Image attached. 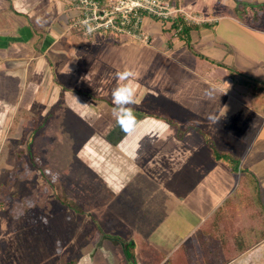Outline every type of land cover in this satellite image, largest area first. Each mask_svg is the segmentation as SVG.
<instances>
[{
    "label": "crops",
    "instance_id": "obj_1",
    "mask_svg": "<svg viewBox=\"0 0 264 264\" xmlns=\"http://www.w3.org/2000/svg\"><path fill=\"white\" fill-rule=\"evenodd\" d=\"M169 2L198 20L192 48L172 24L145 18L161 62L134 81L137 125L125 135L115 105L55 78L49 53L84 37L69 29L65 0H0V158L5 148L6 166L21 158L28 117L38 133L75 127L81 151L103 150L88 163L137 218L118 264H264V0ZM178 73L199 91L179 88ZM242 176L248 199L234 198Z\"/></svg>",
    "mask_w": 264,
    "mask_h": 264
},
{
    "label": "rangeland",
    "instance_id": "obj_2",
    "mask_svg": "<svg viewBox=\"0 0 264 264\" xmlns=\"http://www.w3.org/2000/svg\"><path fill=\"white\" fill-rule=\"evenodd\" d=\"M155 22L164 23L160 19ZM83 38L77 45L53 48L49 53L56 64L55 78L69 80L75 88L82 83L94 98L111 105L118 70L131 68L138 74L137 80L145 79L149 78L151 64L161 62L160 53L152 49L157 47L156 42L150 47L126 35L111 34L103 39ZM162 73L157 70L158 77ZM175 80L185 93L199 91L197 78L178 73ZM146 98L152 100L153 95ZM74 129L63 125L61 133L49 128L43 132L47 134L40 158L30 149L37 131L29 133L27 146L20 149L23 157L13 166H6L4 149L0 158V264H88L92 254L104 256L105 264H115V259L117 264L122 263L120 249L134 230L136 215L89 165L93 156L103 157V150L96 148L93 153L87 147L81 151L86 134ZM104 151L108 154L109 150ZM51 173L59 175L57 182H53ZM120 220L123 227L119 226ZM128 224L131 229L126 227Z\"/></svg>",
    "mask_w": 264,
    "mask_h": 264
},
{
    "label": "built area",
    "instance_id": "obj_3",
    "mask_svg": "<svg viewBox=\"0 0 264 264\" xmlns=\"http://www.w3.org/2000/svg\"><path fill=\"white\" fill-rule=\"evenodd\" d=\"M75 11L69 29L87 39L126 35L133 42L151 45L153 37L145 27L147 16L172 24L180 18L187 24L198 21L169 0H65ZM183 26L175 30L177 34Z\"/></svg>",
    "mask_w": 264,
    "mask_h": 264
},
{
    "label": "clouds",
    "instance_id": "obj_4",
    "mask_svg": "<svg viewBox=\"0 0 264 264\" xmlns=\"http://www.w3.org/2000/svg\"><path fill=\"white\" fill-rule=\"evenodd\" d=\"M116 76L124 83L113 89L112 99L115 107L112 114L120 131L128 135L136 130L137 125L135 113L130 105L135 103L136 92L133 84L138 74L133 69L126 67L123 70H118ZM51 179L53 182H57L59 175L51 173Z\"/></svg>",
    "mask_w": 264,
    "mask_h": 264
},
{
    "label": "trees",
    "instance_id": "obj_5",
    "mask_svg": "<svg viewBox=\"0 0 264 264\" xmlns=\"http://www.w3.org/2000/svg\"><path fill=\"white\" fill-rule=\"evenodd\" d=\"M181 25L183 26L182 30H180L178 33H179V36L180 38H184L186 41H187V44L190 48H192L191 46V42H190V32L196 27V25H193V24H187L183 21L182 18H180V20L172 23V25L170 26L169 30L170 31H173L174 29L177 30L181 27ZM35 120V117H28L25 119L24 121V133L25 134H29L31 132H35L39 129V125L37 122L34 121ZM44 134L43 132H37L35 136H33L32 138V142H31V145H30V149H31V153L37 157H41L39 152L41 153L42 150H41V147L43 146V141L46 139H43L44 138ZM47 134V133H46ZM45 134V135H46ZM225 157H229L228 154H225L223 155ZM235 197H238V198H243L244 199H248L249 197H251L250 195V186L248 184V181L247 179L242 176L241 177V181H240V185L238 187V190L236 192V196ZM61 201L65 204H68L69 202L65 201V200H62ZM231 202V199L227 200L225 202V204H228ZM72 203H75V202H72ZM69 205V204H68ZM128 246V245H126Z\"/></svg>",
    "mask_w": 264,
    "mask_h": 264
}]
</instances>
